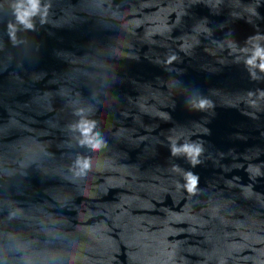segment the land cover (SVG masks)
<instances>
[{
  "label": "water",
  "instance_id": "95a60500",
  "mask_svg": "<svg viewBox=\"0 0 264 264\" xmlns=\"http://www.w3.org/2000/svg\"><path fill=\"white\" fill-rule=\"evenodd\" d=\"M28 9L0 0V264H264V0Z\"/></svg>",
  "mask_w": 264,
  "mask_h": 264
},
{
  "label": "clouds",
  "instance_id": "9594fccd",
  "mask_svg": "<svg viewBox=\"0 0 264 264\" xmlns=\"http://www.w3.org/2000/svg\"><path fill=\"white\" fill-rule=\"evenodd\" d=\"M29 3H30V9L25 10L23 12H18V14H17V19L20 20L22 23H24L26 27H32L30 21L28 20V17L33 15L35 13V11L38 9L39 0H29ZM261 67L264 68V65H261ZM204 104H205V102L201 101L200 106L203 107ZM93 126L94 125H88V126L83 127V132L86 136L91 132V128ZM88 143H90L93 148H99L100 147V141H96L95 143H92L91 141H89ZM184 150L193 156V163H195L196 162L195 156L199 154V149L198 148H192L190 146H185ZM82 168L83 169L90 168V164L87 160H85L83 162ZM196 183H197V179L195 177L190 176V183L188 185V188L190 191L194 190Z\"/></svg>",
  "mask_w": 264,
  "mask_h": 264
}]
</instances>
